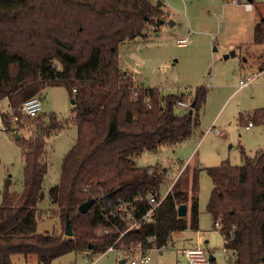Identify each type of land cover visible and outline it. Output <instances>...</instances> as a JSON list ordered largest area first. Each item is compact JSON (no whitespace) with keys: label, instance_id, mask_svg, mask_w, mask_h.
Wrapping results in <instances>:
<instances>
[{"label":"trees","instance_id":"1","mask_svg":"<svg viewBox=\"0 0 264 264\" xmlns=\"http://www.w3.org/2000/svg\"><path fill=\"white\" fill-rule=\"evenodd\" d=\"M168 18L164 0H0V104L6 98L9 106L0 105V114L8 131L24 130L19 138L27 143L24 188L12 190L7 178L0 198V264H13L18 253L52 264L64 253L90 247L106 252L112 244L126 254L138 244L161 250L174 231L199 228L203 168L213 182L207 210L225 249L235 253V264H264V147L250 155L241 146L242 164L227 159L192 172L186 164L165 194L159 191L158 167L135 161L144 150L159 151L190 138L207 97L205 86L164 93L140 84L121 66V43ZM254 43L264 45V18L255 24ZM50 85H64L75 99L72 118L78 131L60 181L49 191L60 208V233L38 230L37 205L44 195L46 138L62 124L55 112L29 116L22 111L25 100L42 99ZM178 100L195 105L178 112ZM246 117L247 124H264V107ZM240 119L245 122V115ZM152 195L160 200L153 220L129 229L118 205L129 201L133 217L140 218L152 206ZM90 198L96 199L93 205L81 211L79 205ZM181 203L188 206L187 216L178 214ZM67 217L72 236L65 235Z\"/></svg>","mask_w":264,"mask_h":264},{"label":"rangeland","instance_id":"2","mask_svg":"<svg viewBox=\"0 0 264 264\" xmlns=\"http://www.w3.org/2000/svg\"><path fill=\"white\" fill-rule=\"evenodd\" d=\"M246 1L164 0L165 7L173 13L171 20L168 18L157 29H147L144 36L130 37L121 43V66L134 73L139 83L158 86L164 93L194 92L197 86L208 89L200 124L190 138L164 144L159 151L144 150L135 157L139 165L158 167L163 179L159 191L163 194L182 174L186 164L190 165V172L193 167L218 165L227 159L242 164L241 146L250 155L264 147V124L247 127L246 117L264 107V71L251 86L237 89L241 78L260 72L264 66V45L254 43L255 23L264 18V0H255L251 11L245 8ZM186 35H189L188 44L178 45L177 39ZM42 104V113L49 116L55 112L62 127L46 138L47 172L44 195L37 205L38 230L60 233L64 230L60 208L49 191L60 181L63 159L75 144L78 131L72 118L74 104L64 85L47 86ZM0 105L4 110L9 108L6 98ZM177 111L184 109L177 107ZM241 115H245V122L241 121ZM213 125L222 133L210 129ZM21 131L25 133L0 130V198L7 178L12 180V190L20 193L24 188L23 154L27 143L18 137ZM212 187V178L203 168L199 190L200 229L174 231L171 242L152 253L150 263L139 264H188L183 248L198 245L208 255L215 256L216 264H235V253L225 249L223 235L214 229L207 210ZM128 254L136 255L137 251ZM124 255V251L116 248L96 252L90 247L64 253L52 264H131L130 260L138 257ZM123 257L127 258L125 263H121ZM12 260L13 264H44L36 254L18 253Z\"/></svg>","mask_w":264,"mask_h":264},{"label":"built area","instance_id":"3","mask_svg":"<svg viewBox=\"0 0 264 264\" xmlns=\"http://www.w3.org/2000/svg\"><path fill=\"white\" fill-rule=\"evenodd\" d=\"M244 4H245V7L247 9H253V7H254L253 2H250L248 0L246 2H244ZM177 42L181 46L187 45L189 42V35L179 37L177 39ZM255 78H256V76L253 75V76H247L245 79H241L240 80V86L244 87V86L250 85L255 80ZM177 106L186 110L191 106V101L190 100H188V101L178 100ZM42 108H43L42 99L39 96H33V97L28 98L27 100H25V102L22 105V111L29 116L37 115L40 111H42ZM13 118L15 120H17L18 116L13 115ZM249 125H253V122H249ZM0 130H5V131L9 130L8 127L6 126V124L4 123L2 114H0ZM149 200L152 203V206L140 218H134L133 217V215L130 211V208H129V205H130L129 201L121 203L118 205V209L127 214V219L129 221V229L139 227L142 222H148V221L153 220V215L155 213L156 208L160 204V200H158L157 197L154 195H152L149 198ZM217 226H218V229H220L219 228L220 224L217 223ZM104 232H108V229H104ZM151 239L153 240L154 237H151ZM111 249H115L114 244L110 245L106 251L111 250ZM131 249L136 250L139 253L138 257H135L131 260L132 264L148 263L153 258L152 257V251L160 250L159 247H155V246L149 247V248L144 250L141 248L140 244H138L135 247L131 246ZM184 251H185V254L187 255V257L189 259L190 264H213V259L211 258L210 255H208L205 252V250L202 246L187 247V248H185Z\"/></svg>","mask_w":264,"mask_h":264},{"label":"water","instance_id":"4","mask_svg":"<svg viewBox=\"0 0 264 264\" xmlns=\"http://www.w3.org/2000/svg\"><path fill=\"white\" fill-rule=\"evenodd\" d=\"M226 57H228V55H226ZM72 103H75V99H71ZM195 102L193 101L191 104V107H194ZM18 137H20V134H18ZM95 198H90L86 201H83L80 205L79 208L81 209V211L83 212H87L89 210V208L93 205V203L95 202ZM188 211V207L186 203H181L178 206V214L179 216H185L187 214ZM65 235L66 236H72L73 235V228H72V223H71V219L69 217H67L66 220V227H65ZM212 259H214L213 255H210Z\"/></svg>","mask_w":264,"mask_h":264},{"label":"crops","instance_id":"5","mask_svg":"<svg viewBox=\"0 0 264 264\" xmlns=\"http://www.w3.org/2000/svg\"><path fill=\"white\" fill-rule=\"evenodd\" d=\"M166 2V1H165ZM253 2H255V0L253 1ZM245 5V4H244ZM246 8V7H245ZM254 8V7H253ZM247 9V8H246ZM248 11H251L252 9H247ZM169 11H170V17L172 16V12H171V10L169 9ZM261 18H259V20H260ZM257 22V21H256ZM176 22L175 21H173V24H175ZM256 24V23H255ZM166 25V24H165ZM165 25H163V26H165ZM255 27V26H254ZM179 45V44H178ZM181 46V45H180ZM184 46H186V45H184ZM128 69V68H127ZM264 71V68L263 69H261L260 70V72H258V73H250V74H247L245 77H247V76H253V75H255L256 76V78H258L259 77V75L262 73ZM245 77L244 78H241V79H245ZM136 78V77H135ZM256 78H255V80H256ZM240 79V80H241ZM240 80H239V86H238V88L237 89H243V88H246V87H249V86H251L253 83H254V81L250 84V85H248V86H244V87H241L240 86ZM142 83H144V82H141L140 84H142ZM149 86H151V85H149ZM43 109V108H42ZM254 125V124H253ZM253 125H249V124H247V127H251V126H253ZM210 129H214L215 130V132L216 133H218V134H220V133H222V131H220L218 128H215V126L213 125ZM188 207V206H187ZM187 213H188V211H187ZM188 214H186L185 216H187ZM199 227H200V225H199ZM213 227H214V223H213ZM200 228H198L197 230H199ZM214 230V229H213ZM173 235V234H172ZM172 238H173V236H171V239H170V242H171V240H172ZM198 246H201V245H198ZM190 247V246H189ZM203 247V246H202ZM185 248H187V247H184L183 248V252H184V254H185ZM161 251V250H160ZM125 254H126V252H125ZM136 255H139V253H137ZM136 255H132V254H126V255H124V256H136ZM210 255H213L212 253H210ZM185 256L187 257V255L185 254ZM214 256V255H213ZM214 258H215V256H214ZM216 259V258H215ZM132 260V259H131ZM131 260H130V263H131ZM153 260V259H152ZM151 260V261H152ZM187 260H188V264H190V262H189V259H188V257H187ZM127 261V258H125V257H123V259H121V263H125ZM150 261V262H151ZM150 262H148V263H150ZM214 262H215V260H214ZM132 264V263H131ZM139 264V263H138Z\"/></svg>","mask_w":264,"mask_h":264}]
</instances>
